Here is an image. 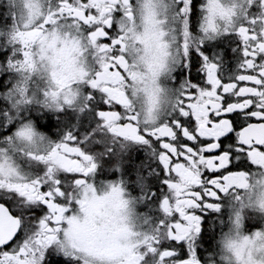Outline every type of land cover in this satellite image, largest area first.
I'll return each mask as SVG.
<instances>
[{
	"label": "snow or ice",
	"instance_id": "snow-or-ice-1",
	"mask_svg": "<svg viewBox=\"0 0 264 264\" xmlns=\"http://www.w3.org/2000/svg\"><path fill=\"white\" fill-rule=\"evenodd\" d=\"M198 3L0 0V264H209L216 220L220 260L264 264V0ZM117 141L163 162L155 221L92 182Z\"/></svg>",
	"mask_w": 264,
	"mask_h": 264
},
{
	"label": "flooded vegetation",
	"instance_id": "flooded-vegetation-1",
	"mask_svg": "<svg viewBox=\"0 0 264 264\" xmlns=\"http://www.w3.org/2000/svg\"><path fill=\"white\" fill-rule=\"evenodd\" d=\"M6 9L7 5H3ZM206 7V0H199L197 4V12L203 14V10ZM199 19V17H198ZM220 41L224 42L225 47L228 46L227 37H220L218 40L210 41L209 43L216 44ZM235 52V48H233ZM207 55V54H206ZM211 62H215L218 65V72L223 74L228 71V65L232 64L233 69L236 68L234 61L223 59V49L216 48L213 53L209 56ZM186 71L190 74V62ZM198 73H204L205 69L203 67V61L201 66L196 70ZM227 78V77H226ZM187 80V76H186ZM33 87L38 88L39 85L34 84ZM194 111H200L198 106L193 105ZM55 120V117L53 118ZM56 130L53 129V132ZM97 170L93 174L92 182L96 183L98 191H106L108 187L113 184H122L128 196L135 201H137V211L143 208L147 203L149 206L145 208V211L141 213L142 215L148 216L150 221H155L156 217L149 215V213L156 211V209L150 204L151 197L146 198L143 194L142 187L140 184L141 178L151 179L153 177L160 176V167L163 162L158 159L154 148L146 147L144 145L137 144H126L122 142H115L108 145H100L98 149V154L96 155ZM106 177V178H105ZM155 191L154 189L152 190ZM249 213H251V219L260 220L259 229H249L248 221L250 219ZM215 219V218H214ZM232 217L229 218L231 223ZM221 222L219 220L212 222H207L208 231L210 234H215V239L212 240L213 251L206 254L205 259L209 261V264H226V262L219 259L215 255V252L219 248L222 233L219 225ZM242 234L254 233L257 230L264 231V213H260L256 209H244L242 212ZM204 226L202 225V228ZM234 230V229H233ZM199 249H203V245L197 246ZM163 249H158L157 258L154 260V264H159L158 254L159 251ZM167 264V261H165Z\"/></svg>",
	"mask_w": 264,
	"mask_h": 264
},
{
	"label": "rangeland",
	"instance_id": "rangeland-1",
	"mask_svg": "<svg viewBox=\"0 0 264 264\" xmlns=\"http://www.w3.org/2000/svg\"><path fill=\"white\" fill-rule=\"evenodd\" d=\"M4 14H5V17H7V12L6 11H5ZM7 124H11V119L7 120ZM3 143H4V141L0 140V145H2ZM9 158L12 159L17 164L18 167H19L20 161L23 159L22 156H19L16 153L11 154Z\"/></svg>",
	"mask_w": 264,
	"mask_h": 264
}]
</instances>
